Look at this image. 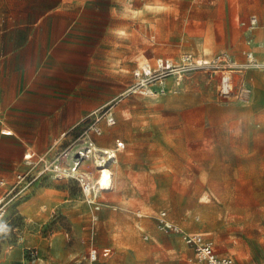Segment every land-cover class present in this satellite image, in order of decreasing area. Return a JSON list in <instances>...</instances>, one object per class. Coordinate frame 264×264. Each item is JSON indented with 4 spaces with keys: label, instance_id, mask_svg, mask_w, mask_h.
<instances>
[{
    "label": "rangeland",
    "instance_id": "obj_1",
    "mask_svg": "<svg viewBox=\"0 0 264 264\" xmlns=\"http://www.w3.org/2000/svg\"><path fill=\"white\" fill-rule=\"evenodd\" d=\"M113 11L109 81L93 89L109 102L91 111L103 134L90 137L125 144L114 190L96 210L77 180L41 179L1 224L0 264H92V249L110 250L93 264H187L185 244L158 228L161 211L235 264H264V0H115ZM83 138L78 127L62 150ZM3 164L0 178L26 168Z\"/></svg>",
    "mask_w": 264,
    "mask_h": 264
},
{
    "label": "crops",
    "instance_id": "obj_2",
    "mask_svg": "<svg viewBox=\"0 0 264 264\" xmlns=\"http://www.w3.org/2000/svg\"><path fill=\"white\" fill-rule=\"evenodd\" d=\"M1 6L0 152L7 155L0 161L13 168L23 166L27 151H53L56 140L77 129L83 111L108 104V91L93 89L109 81L110 38L118 34L113 28L115 0H4ZM50 138L46 151L37 146ZM186 248L188 264L194 253Z\"/></svg>",
    "mask_w": 264,
    "mask_h": 264
},
{
    "label": "built area",
    "instance_id": "obj_3",
    "mask_svg": "<svg viewBox=\"0 0 264 264\" xmlns=\"http://www.w3.org/2000/svg\"><path fill=\"white\" fill-rule=\"evenodd\" d=\"M161 66H164V63H161ZM148 75L151 76V71H148ZM226 77H224L223 80L222 92L226 95H231V82L229 77ZM250 93L251 90L245 89L242 91V96L248 97ZM83 112V118L78 127L83 128L84 138L79 148L73 144L65 146L66 150H62L63 147H61V143L64 144L65 142L71 141L70 137L74 135L75 129L67 140L63 142L60 140L56 141L53 146V151L50 150L48 153L43 154L27 151L23 156V161L27 169L17 172L10 179L0 178V228L1 224L9 221L11 217L10 211L13 208H18L21 202L27 199L32 186L46 177H50L57 181L67 179L77 180L88 202L95 205L96 210L101 209L98 204H96L97 198L103 193L112 191L114 189V183L112 188L107 190L102 189L97 179L98 173L95 175L93 171L85 170L83 165L88 161L93 162V165H95L94 170L97 172H99V169H103V167H111L117 160L118 153L125 149V144L117 140L113 148L103 152L95 151L94 148L97 145L90 137V134L92 132L98 136L103 134L102 128L97 126L101 119L95 116L96 112ZM93 116L96 117L95 121L97 123H90L89 125L87 120L92 119ZM102 118L104 119V124L108 127H112L116 124L112 114L106 113V116L104 115ZM1 134L9 135V132L2 131ZM66 137L67 136L64 135L62 138ZM96 167L99 169H96ZM138 217H142V215L139 214ZM157 223L161 232L178 237L190 250H192L194 258L191 259L188 264H234V260L231 257L221 256L217 253L213 242L206 235L187 233L181 226L169 218L166 211H161L159 213ZM140 238L142 240H148L149 237L147 235H142ZM109 256L110 250L108 249L102 251L92 249L89 253L88 260L92 264L99 263L102 259H106Z\"/></svg>",
    "mask_w": 264,
    "mask_h": 264
},
{
    "label": "bare ground",
    "instance_id": "obj_4",
    "mask_svg": "<svg viewBox=\"0 0 264 264\" xmlns=\"http://www.w3.org/2000/svg\"><path fill=\"white\" fill-rule=\"evenodd\" d=\"M206 52L208 53V50H206ZM251 67L252 66H250L248 69H250ZM94 150L97 152H100V151L103 152V151H107L108 149H103V148L101 149V148H98L97 146H95ZM97 167L102 168L103 166H97ZM97 169H99V168H97ZM101 170H103V171H101ZM101 170H99V173L97 176L100 187L104 190L112 188V186H113V175L114 174L111 170V167H103V169H101ZM122 177H123V175H122Z\"/></svg>",
    "mask_w": 264,
    "mask_h": 264
}]
</instances>
